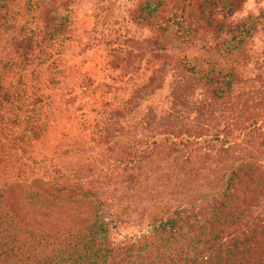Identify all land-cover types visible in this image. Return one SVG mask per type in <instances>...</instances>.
I'll list each match as a JSON object with an SVG mask.
<instances>
[{"label":"rangeland","instance_id":"rangeland-1","mask_svg":"<svg viewBox=\"0 0 264 264\" xmlns=\"http://www.w3.org/2000/svg\"><path fill=\"white\" fill-rule=\"evenodd\" d=\"M144 1L0 0V14L25 27L49 3L71 20L64 38L45 37L43 63L23 71L24 81L21 71L13 76L24 111H11L1 124L0 190L23 224L76 229L103 208L121 245L164 209L219 189L241 159L264 169V0L214 16L233 27L253 23L247 41L227 56L206 25L161 54L157 32L134 17ZM11 34H0L1 54L10 52ZM185 58L203 69L232 68L230 93L216 97L190 77L179 65ZM21 135L25 146L11 149ZM53 186L67 191L57 196Z\"/></svg>","mask_w":264,"mask_h":264},{"label":"trees","instance_id":"trees-1","mask_svg":"<svg viewBox=\"0 0 264 264\" xmlns=\"http://www.w3.org/2000/svg\"><path fill=\"white\" fill-rule=\"evenodd\" d=\"M244 2L146 0L134 12V17L157 32V49L161 54L166 55L169 46L180 48L197 28L206 25L215 28L219 52L227 56L247 41L253 23L248 18L233 27L217 23L214 16L217 13L233 15ZM167 4L171 6L170 11L163 14ZM48 5L47 10L40 11V16L33 13L35 26L31 28L16 24L14 15L0 14V34L3 36L7 30L13 32L8 37L10 52L0 53V137L7 135L1 127L6 116L11 111H24L20 92L12 88L13 76L21 71L19 78L24 81L23 71L36 59L40 60L38 65L43 63L45 58L40 55L48 52L43 45L45 37L56 40L68 33L70 16ZM36 8L33 6V11ZM179 65L190 77L208 85L219 98L230 93L236 80L230 67L203 69L189 58L182 59ZM26 111L33 112V108ZM18 123L17 120L15 124ZM30 124L33 126L34 122ZM24 138L21 135L12 139L14 146L10 148H23ZM222 182L219 189H213L198 202L168 207L162 216L154 215L141 234L121 245L112 241L114 218L103 208H98L93 219L83 227L39 229L23 224L7 193L0 190V264H264V211H259L264 201V169L241 159L229 169ZM52 190L59 196L67 188L53 186ZM88 195L93 193L82 191V197Z\"/></svg>","mask_w":264,"mask_h":264}]
</instances>
